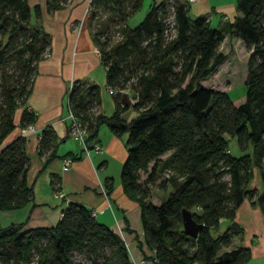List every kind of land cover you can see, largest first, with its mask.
<instances>
[{
  "label": "trees",
  "instance_id": "obj_1",
  "mask_svg": "<svg viewBox=\"0 0 264 264\" xmlns=\"http://www.w3.org/2000/svg\"><path fill=\"white\" fill-rule=\"evenodd\" d=\"M67 1L45 0V8L52 10ZM141 1L90 0L89 17L103 10L126 18ZM236 5L234 17L218 27L210 25L204 14L190 15L186 0H152L137 23L120 25V40L113 45L103 31L92 32L105 66V85L113 88L114 110H99L96 82L75 78L67 93L68 106L87 131V140L102 122L116 133L126 131L120 178L125 191L139 201L145 243L155 264H245L249 245L227 247L234 233L242 230L236 208L248 196L264 216V0H236ZM41 13L38 2L0 0V208L21 207L33 198L26 179V136L19 132L5 138L36 117L24 103L36 61L50 42ZM227 33L241 38L250 49L242 98L200 82L226 57L219 43ZM129 88L135 97L131 103L122 97ZM129 106L136 113L125 117L122 112ZM229 136L236 137L238 153L230 150ZM55 142L53 126L44 125L38 144L44 161L54 154ZM254 166L262 182L255 197L248 187ZM166 169L172 172L167 179L174 187L153 201L148 182L156 181ZM59 180L60 175L51 172L54 189ZM165 184L160 180L159 185ZM182 207L201 222L196 235L183 228ZM223 219L227 223L220 230ZM32 248L37 251L34 261ZM73 250L99 253L91 264H131L120 233L97 220L80 201L69 200L52 225L23 228L18 221L0 227L4 264H75Z\"/></svg>",
  "mask_w": 264,
  "mask_h": 264
},
{
  "label": "crops",
  "instance_id": "obj_2",
  "mask_svg": "<svg viewBox=\"0 0 264 264\" xmlns=\"http://www.w3.org/2000/svg\"><path fill=\"white\" fill-rule=\"evenodd\" d=\"M28 1L41 5L40 21L50 35V42L43 56L36 61L32 88L24 103V106L36 112L34 129L22 130L16 126L5 140L19 132L26 136L25 149L29 156L26 179L32 186L33 198L21 207L0 208V227L18 221L22 222L23 228L52 225L61 217L65 204L69 200H76L88 205L97 220L120 233L129 246L133 260L144 258L139 264H155L150 259L152 250L145 243L139 201L125 191L121 178L116 179L110 166L111 161L122 163L126 155V131L119 134L106 123H100L96 135L88 138L89 143L97 141L99 147L93 153L91 150L86 154L80 139L69 130L67 93L72 80L80 78L95 82V72L100 67L105 71L92 38L90 0H68L65 5L52 10H46L45 0ZM193 6L200 13L208 12L213 7L209 0H193ZM114 108L112 97V111ZM99 110L104 112L101 104ZM19 112L20 108L15 115L16 121ZM135 113L131 106L122 112L125 117ZM46 124L53 126L56 142L54 154L44 161L43 155L38 152V144L41 128ZM66 154H70L72 160L63 165L62 157ZM53 171L60 175L57 189L52 187L50 181ZM235 219L249 235L256 233L257 237L262 238L259 232L262 230L263 241L251 243L245 240L242 244L251 247V254L263 252L264 216L259 206L251 204L245 197L236 208ZM226 223L225 219L221 221L220 230ZM192 264L201 263L194 261Z\"/></svg>",
  "mask_w": 264,
  "mask_h": 264
},
{
  "label": "rangeland",
  "instance_id": "obj_3",
  "mask_svg": "<svg viewBox=\"0 0 264 264\" xmlns=\"http://www.w3.org/2000/svg\"><path fill=\"white\" fill-rule=\"evenodd\" d=\"M152 0H142L140 6L126 18L121 17L117 13L110 11H99L94 16L89 17V22L92 28V31L100 30L103 31V34L109 35L110 45H113L115 42L120 40V25L128 21L129 24L133 25L139 21L140 18L144 15L146 10L149 7V4ZM211 9L208 12H202L208 18V22L213 26H222L225 21L232 19L234 15L238 12L236 5V0H209ZM168 13L167 19L169 23H172V11L171 4L168 3ZM188 12L190 15L194 16L200 12H196L193 1L189 2ZM171 27V31H172ZM219 48L226 52V57L219 62L205 77L200 79V82L204 85L226 89L229 94L235 98L243 97L246 84L244 82L246 67H247V58L249 50L241 38L233 36L231 34H226V36L219 43ZM96 80L95 82L100 86V104L101 108L104 110V113H110L112 111V96L111 93L105 85V71L104 68L95 72ZM134 90L129 88L127 93L133 94ZM105 126V125H104ZM126 135V132H125ZM226 136H228L226 134ZM75 140V139H73ZM77 141V140H76ZM78 142V141H77ZM230 150L235 154L238 153L239 147L236 142L235 136H229ZM93 153L95 148L91 147ZM169 151L162 153L161 156H165ZM58 153H61L58 152ZM112 170L115 173L116 179L120 178V168L121 162L111 161L110 164ZM172 174L171 170L166 169L163 171L162 175L154 182H148L149 185V194L148 197L152 198L155 201H159L161 198L166 196L169 191L173 189V184L170 179H167V176ZM163 181L165 185H159V182ZM140 181L145 182V173L142 172L140 176ZM248 187L253 188V196L255 197L256 193L261 189L262 182L259 174V170L256 166L253 167L252 176L249 179ZM248 201L251 202V198L246 196ZM251 204H253L251 202ZM257 205V204H253ZM242 230L234 233L230 244L227 247H233L238 244H242L245 240L249 242L263 241V232L259 230L261 237H257L258 234H248L245 232V227L237 221ZM259 235V236H260ZM259 242V243H260ZM224 248V247H223ZM36 248H32L30 252V258L32 261L36 259ZM72 256L74 258L75 264H91L94 256H99V253H88L87 251L73 250ZM0 264H4L0 260ZM8 264H19V262L11 261ZM245 264H264V251L263 252H254L250 254L248 260Z\"/></svg>",
  "mask_w": 264,
  "mask_h": 264
},
{
  "label": "built area",
  "instance_id": "obj_4",
  "mask_svg": "<svg viewBox=\"0 0 264 264\" xmlns=\"http://www.w3.org/2000/svg\"><path fill=\"white\" fill-rule=\"evenodd\" d=\"M187 2H190V1H193V0H186ZM95 49L97 51L98 48L95 47ZM109 91H112V87H109L108 88ZM132 98V101H134L135 97H131ZM69 117H70V121H69V130L70 132L77 138L80 139L81 143H82V146H83V150L86 154H89L90 153V149L91 147L97 149L99 147V143L97 141L93 142V143H89L88 140H87V137H86V134H87V131L85 130V128L82 126L81 122H80V119L79 117L73 113V111L69 108ZM22 130H33L34 129V125L33 123H30L24 127H21ZM62 160H63V165H67L71 160H72V156L70 154H66L62 157ZM60 194H62V192L58 191ZM123 238V237H122ZM125 242V245L128 249V252H129V256L131 258V264H139L141 261L144 260V258H140L138 260H133V257L130 253V249H129V246L127 244V242L124 240ZM152 260V258H150Z\"/></svg>",
  "mask_w": 264,
  "mask_h": 264
},
{
  "label": "water",
  "instance_id": "obj_5",
  "mask_svg": "<svg viewBox=\"0 0 264 264\" xmlns=\"http://www.w3.org/2000/svg\"><path fill=\"white\" fill-rule=\"evenodd\" d=\"M122 97L125 102L131 103L132 98L131 96L127 93V91L122 92ZM181 214H182V226L183 228L191 235H196L199 227L201 226V222L197 221L189 208L182 207L181 209Z\"/></svg>",
  "mask_w": 264,
  "mask_h": 264
}]
</instances>
